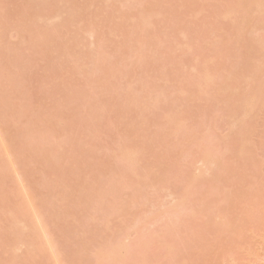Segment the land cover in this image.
I'll use <instances>...</instances> for the list:
<instances>
[{
	"label": "rangeland",
	"instance_id": "rangeland-1",
	"mask_svg": "<svg viewBox=\"0 0 264 264\" xmlns=\"http://www.w3.org/2000/svg\"><path fill=\"white\" fill-rule=\"evenodd\" d=\"M262 257L264 0H0V264Z\"/></svg>",
	"mask_w": 264,
	"mask_h": 264
},
{
	"label": "bare ground",
	"instance_id": "bare-ground-1",
	"mask_svg": "<svg viewBox=\"0 0 264 264\" xmlns=\"http://www.w3.org/2000/svg\"><path fill=\"white\" fill-rule=\"evenodd\" d=\"M60 18V17H59ZM58 18V19H59ZM60 20V19H59ZM244 24H245V22H243ZM247 41V40H246ZM56 48H57V45H56ZM58 48H59V46H58ZM233 67V66H232ZM235 68V67H234ZM232 76H236V75H234L233 73H232V71L231 72H229V74H228V77H232ZM221 88H223V86H220V88H218V89H221ZM234 125V124H233ZM233 125H232V127H233ZM49 150H51V149H49ZM48 150V151H49ZM55 153V152H54ZM210 156V155H209ZM211 157V156H210ZM225 220H227V221H224V224L226 225V227L227 228H234V226H235V224L232 222V220H229V219H225ZM230 221H231V223H230ZM234 224V225H233ZM263 256V255H262ZM263 258V257H262ZM260 259V258H259ZM264 259V258H263ZM263 262V261H262ZM260 264V263H259Z\"/></svg>",
	"mask_w": 264,
	"mask_h": 264
}]
</instances>
